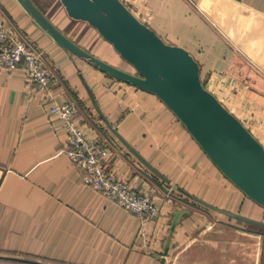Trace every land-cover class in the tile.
I'll use <instances>...</instances> for the list:
<instances>
[{"label":"crops","instance_id":"1","mask_svg":"<svg viewBox=\"0 0 264 264\" xmlns=\"http://www.w3.org/2000/svg\"><path fill=\"white\" fill-rule=\"evenodd\" d=\"M124 1L168 42L195 55L206 85L219 98L229 97L224 103L242 120L251 112L247 125L264 143V125L256 127L264 121V0ZM64 12L94 48L65 30L71 37L131 68L94 27ZM0 18L44 51L57 99L77 103L89 135L112 146L110 169L150 193L161 211L144 235L138 215L85 182L83 167L68 152L62 119L50 111L45 91L28 82L25 68L1 71L0 264H264V226L201 205L194 196L261 220L264 207L222 173L156 94L63 49L17 0H0ZM90 89L108 119L170 182L124 147ZM183 207L191 212L166 254L171 220Z\"/></svg>","mask_w":264,"mask_h":264},{"label":"water","instance_id":"2","mask_svg":"<svg viewBox=\"0 0 264 264\" xmlns=\"http://www.w3.org/2000/svg\"><path fill=\"white\" fill-rule=\"evenodd\" d=\"M34 21L66 51L129 84L156 94L182 121L222 173L249 198L264 207V143L205 83L202 67L186 47L168 42L124 0H61L68 15L94 27L131 68L112 63L89 50L61 28L36 0H17ZM107 125L128 150L153 173L170 179L146 159L111 122L90 89ZM194 199L243 221L264 226V220L237 213L201 197ZM189 207L175 211L165 245Z\"/></svg>","mask_w":264,"mask_h":264},{"label":"built area","instance_id":"3","mask_svg":"<svg viewBox=\"0 0 264 264\" xmlns=\"http://www.w3.org/2000/svg\"><path fill=\"white\" fill-rule=\"evenodd\" d=\"M20 66L25 68L28 82L45 91L50 99V111L62 119L68 139V152L72 160L83 167L85 182L116 200L126 210L139 215L145 235L146 224L160 216L159 206L150 193L120 178L107 166L112 153L111 147L105 138L89 135L80 118L76 102L57 99L53 87L55 71L47 61L44 51L20 35L18 30L11 29L0 18V72H11ZM220 99L224 102L229 97ZM244 122L252 125L251 115ZM263 125V120L256 123L257 128ZM145 243L151 246L150 239ZM152 250L160 254L155 247Z\"/></svg>","mask_w":264,"mask_h":264},{"label":"rangeland","instance_id":"4","mask_svg":"<svg viewBox=\"0 0 264 264\" xmlns=\"http://www.w3.org/2000/svg\"><path fill=\"white\" fill-rule=\"evenodd\" d=\"M44 8L45 10H47L49 12V15L51 18H53V20L59 25L61 26V28H64V30H66L67 32H71L72 34H78V39L80 40L81 39V42L83 44H85L88 48H94L93 47V40L91 38L88 37V39H86L84 37V34L83 32H78L79 30V27H76L74 25V23L72 24H69V22L67 20H64L63 18V14L65 13V7L64 5L62 4L61 0H37ZM20 35L21 32H19ZM23 36V35H22ZM24 36H26V39H28L27 35L25 34ZM102 52V51H101ZM79 108V107H78ZM251 114V112L249 113V115ZM252 115V114H251ZM84 123V122H83ZM85 124V123H84ZM116 136V135H115ZM117 137V136H116ZM118 138V137H117ZM119 139V138H118ZM120 140V139H119ZM121 141V140H120ZM106 143H108V145L111 147L112 149V146L110 145V143L107 141ZM121 143L123 144V142L121 141ZM113 150V149H112ZM113 153H111L112 155ZM132 154V153H131ZM111 155L109 157V160L111 158ZM109 160L107 162V166L109 167ZM110 168V167H109ZM120 178L122 179H126L128 181L129 178L127 177H121ZM152 197V196H151ZM153 198V197H152ZM154 199V198H153ZM155 201V200H154ZM130 212V211H129ZM132 213V212H131ZM135 214V213H134ZM137 215V214H136ZM139 216V215H138Z\"/></svg>","mask_w":264,"mask_h":264},{"label":"trees","instance_id":"5","mask_svg":"<svg viewBox=\"0 0 264 264\" xmlns=\"http://www.w3.org/2000/svg\"><path fill=\"white\" fill-rule=\"evenodd\" d=\"M37 1V0H36ZM38 2V1H37ZM39 3V2H38ZM39 5L45 10V8L39 3ZM46 11V10H45ZM115 135V134H114ZM120 141V140H119ZM121 142V141H120ZM124 147L125 148H127L125 145H124ZM127 150H128V148H127ZM199 204H201L202 205V203H199Z\"/></svg>","mask_w":264,"mask_h":264}]
</instances>
